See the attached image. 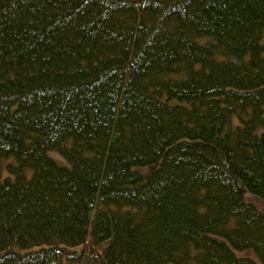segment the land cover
<instances>
[{
	"label": "trees",
	"instance_id": "trees-1",
	"mask_svg": "<svg viewBox=\"0 0 264 264\" xmlns=\"http://www.w3.org/2000/svg\"><path fill=\"white\" fill-rule=\"evenodd\" d=\"M259 127L264 0H0V264H264Z\"/></svg>",
	"mask_w": 264,
	"mask_h": 264
},
{
	"label": "rangeland",
	"instance_id": "rangeland-1",
	"mask_svg": "<svg viewBox=\"0 0 264 264\" xmlns=\"http://www.w3.org/2000/svg\"><path fill=\"white\" fill-rule=\"evenodd\" d=\"M235 122H237V119L235 118ZM264 131L263 127H259L257 129L258 133H262ZM50 156L55 158L57 161L63 163L64 159L58 155L57 153L49 152ZM15 158L14 157H9L3 160L2 166H1V175L2 177H11L13 178L14 175L9 171L8 169V164L14 163ZM144 170H149V169H144ZM25 174L30 177L32 175V169L31 168H26L25 169ZM243 198L245 201L254 204L259 210L264 212V200L260 197H258L255 194L250 193L247 189L244 190L243 192ZM236 254L240 257H250L254 259L258 264H262L256 254V252L253 249H246L242 251H237L235 250Z\"/></svg>",
	"mask_w": 264,
	"mask_h": 264
}]
</instances>
